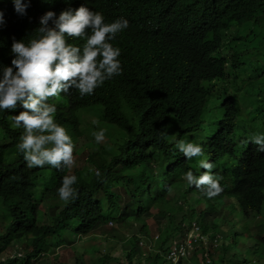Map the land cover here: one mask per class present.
I'll return each instance as SVG.
<instances>
[{
	"label": "trees",
	"instance_id": "1",
	"mask_svg": "<svg viewBox=\"0 0 264 264\" xmlns=\"http://www.w3.org/2000/svg\"><path fill=\"white\" fill-rule=\"evenodd\" d=\"M84 2L31 0L21 17L11 0H0V64L10 63L11 38L29 35L43 12L59 14ZM87 6L102 12L106 22L121 16L128 20L129 28L112 42L121 49L122 73L91 96L71 90L49 102L57 105L55 119L73 142L88 125L87 113L99 108L101 120L115 130L116 143L107 152L108 161L105 147L93 145L80 156V165L29 169L15 148L22 129L9 126L8 110L0 112V264H63L55 255L57 247L104 233L109 223L133 233L122 246L125 262L101 252L94 264H177L167 258L168 243L193 220L203 234L220 230L226 235L218 247H199L209 258L199 264H250L241 253H232L240 238L251 239L258 261L264 260V153L251 143L239 147L233 138L240 103L228 93L239 70L245 72L240 82L247 87L264 76V56L247 57L264 48V0H87ZM245 24L251 25L247 35L230 36ZM254 94L264 100V84ZM165 132L166 138H158ZM177 139L202 145L204 157L222 177L224 190L218 196L209 199L186 186L182 173L191 169L198 175L200 157L185 159L174 147ZM64 175L77 177V197L67 202L55 191ZM191 198L196 205H188ZM237 207L244 224H235L241 233L233 231L231 221ZM149 219L155 221L160 243L144 255L140 240L150 235ZM132 221L142 223L141 228ZM17 244L24 254H9Z\"/></svg>",
	"mask_w": 264,
	"mask_h": 264
},
{
	"label": "clouds",
	"instance_id": "2",
	"mask_svg": "<svg viewBox=\"0 0 264 264\" xmlns=\"http://www.w3.org/2000/svg\"><path fill=\"white\" fill-rule=\"evenodd\" d=\"M11 4L14 12L24 17L27 15L26 10L31 7V0H11ZM3 24L4 14L0 12V25ZM243 26L238 27L239 30L234 28L237 29V34L230 33V36L236 38L241 35L240 30ZM128 28L129 22L126 18L121 16L106 22L103 13L90 10L85 0L75 9L67 7L59 14L52 10L43 12L38 17V27L29 35L19 40L15 37L11 38L10 63L0 64V112L8 110L9 126L13 129H22L15 148L22 155L25 167L31 169L48 165L59 171L73 165L74 142L63 125L56 121L57 105L50 103L49 98H60L61 94L66 96L71 90H75L81 97L91 96L97 88L103 86L105 81L119 76L122 73L119 59L121 49L112 42L119 33ZM68 38H79L83 42L69 43ZM263 50V47L258 51L254 50L251 54L255 56L250 57L247 54V57L253 59L263 57ZM227 53L232 54L231 51ZM260 82L250 84L251 93H247V98L252 97V102L248 114H251L254 108H260V112H264V100L254 94L260 85L264 84L263 80ZM239 107V121L233 135L236 141L237 130L245 120L240 119L243 113L242 106ZM18 108L20 111L12 114ZM210 127L214 128V124ZM92 136L94 142L99 144L105 139V130L100 128L93 131ZM167 136V132L158 134L160 139ZM237 142L239 147H242V143L254 144L256 152L264 153V132L246 136ZM174 147L185 159L200 157L197 160L200 171L198 175L191 169L182 173V179L187 187L200 190L209 199L218 196L224 190L221 184L222 177L213 171L215 165L204 157L200 143L177 139ZM96 175H100L98 170ZM76 182L75 175L61 177L60 185L55 190L61 201L76 199L77 189L74 188ZM195 201L196 198L194 200L191 198L188 205H196ZM237 208L238 211L232 216L237 214L241 217L239 207ZM184 227V232L171 238L168 243L167 258L177 264L189 259L201 246L218 247L221 239L226 243L219 234L211 232L203 234L195 220L185 224ZM245 239L249 238H240V240ZM142 240L141 238L140 245L143 247ZM240 242L244 241H238V244ZM159 243L158 234L155 240L150 241L145 247L143 254L152 251L153 246L156 244L159 246ZM250 249L252 252L253 247ZM21 255L22 253L18 254ZM260 261L264 262V260ZM257 262H259L258 258Z\"/></svg>",
	"mask_w": 264,
	"mask_h": 264
},
{
	"label": "rangeland",
	"instance_id": "3",
	"mask_svg": "<svg viewBox=\"0 0 264 264\" xmlns=\"http://www.w3.org/2000/svg\"><path fill=\"white\" fill-rule=\"evenodd\" d=\"M238 29V27H235ZM237 29H233L230 33L231 35L237 34ZM251 29L250 24H246L243 26V28L240 30L241 35H247ZM239 30V29H238ZM239 33V31H238ZM231 47H235V43H230ZM262 54L264 55V50L262 51ZM250 57H254L255 54H248ZM245 72L242 70H239L237 72V81L234 85L233 83L230 84V87L228 88L229 95H235L236 99L239 101L240 105L242 106V113L243 117L240 119H245L240 127L237 130L236 139L237 141L243 140L246 136H250L253 134H258L261 132H264V112H260V108H254L251 110V114L249 113L250 106L252 102V97L247 98V90H250L252 87H247L246 85H243L241 83V79H243ZM263 80L264 83V76L260 79ZM240 87V88H239ZM100 109H94L90 110L86 115V122L88 125L84 127V132L81 136V138H78L76 141H74V151L78 153L74 156V163L73 167L76 165H80L82 158L80 159V156L82 153H87L93 145L95 146H103L105 147V159L108 161L110 159V155L107 154L110 149H112V146L116 143V138L114 136V129L113 126L108 125L106 122L102 121L100 118ZM95 121V123H93ZM100 128H103L105 130V139L101 143H95L93 140L92 133L93 131L99 130ZM3 138L2 134L0 133V140ZM247 145V144H245ZM97 156V155H95ZM181 195V194H178ZM42 210H44V207H41ZM184 209V208H182ZM3 213V210L0 211V214ZM236 219L231 218L232 224H233V231L235 232H242V228L239 224H235V222H238L240 224H244L242 222V219L237 214L235 215ZM44 223L47 224L50 221V218L48 216L44 217ZM135 228H141L142 223L138 221H132ZM148 228L150 230L149 237H142L143 242V248H145L147 245H149L150 241H154L155 237L158 235L156 224L154 219L147 220ZM251 232L254 231L253 225H248ZM104 233L97 231L94 232L93 235H89L87 237H83L72 245H61L57 247L56 250V256L59 257V260L63 264H77V262L81 264H94L93 262H96L99 254L101 252H104L106 254H110L117 262H125L124 256H123V244L126 243V238L128 236L133 235L132 232H130L125 227H120L118 225H115L113 223H109L104 228ZM228 227H224L223 230H228ZM211 233H216L223 236V233H220L219 231H213L211 230ZM135 234V233H134ZM224 238V236H223ZM128 241V240H127ZM244 242H240L237 246V248L232 252H239L243 255L244 258L249 259L250 264H264L263 261L257 262V257L253 254V250L251 252V247L253 245L252 240L245 239L241 240ZM224 243V240L221 239L219 244ZM15 246V245H14ZM158 244L154 245L152 248V251H154L157 248ZM211 249V248H209ZM21 250L22 246L20 244H17L15 247H13L9 254L12 253H22ZM214 249H212L213 251ZM206 250L204 249V252L202 248L196 249L195 254L193 253L192 256L189 257V259H185L182 261V264H199L203 263L205 260L208 262L207 256H206ZM219 252L215 254V260L218 258ZM205 258V260H203ZM54 257L51 256L49 260L51 263V260H53ZM46 260H42L39 262V264H45ZM54 261V260H53ZM85 262V263H84ZM114 264V263H113ZM208 264H211L208 263Z\"/></svg>",
	"mask_w": 264,
	"mask_h": 264
}]
</instances>
